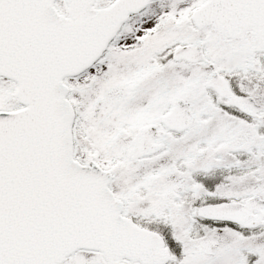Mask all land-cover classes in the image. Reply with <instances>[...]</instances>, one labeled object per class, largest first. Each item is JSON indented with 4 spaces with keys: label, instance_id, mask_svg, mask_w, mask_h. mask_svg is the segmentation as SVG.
Masks as SVG:
<instances>
[{
    "label": "flooded vegetation",
    "instance_id": "1",
    "mask_svg": "<svg viewBox=\"0 0 264 264\" xmlns=\"http://www.w3.org/2000/svg\"><path fill=\"white\" fill-rule=\"evenodd\" d=\"M115 1L94 0L85 13H96ZM165 1L154 0L141 11L131 13L107 43L101 57L63 81L68 85V99L74 111V158L82 165H98L110 173L109 186L119 199L121 214L139 228L163 238L162 249L170 255L163 264H182L184 236L199 244L202 254L201 242L209 235L222 237L218 252L224 246V226L249 233L248 236H264V226L251 232L239 225L199 215L204 207L245 202L254 195L264 200V195L256 193L243 198L226 197L223 162L214 152L222 147L238 158L246 147L242 141L264 137V85L235 79L242 74L235 62L247 54V72L251 70L254 78L264 80V38L254 30L243 29L228 36L211 26H195L192 14L205 0L195 4L192 0ZM60 2L66 4L56 0L58 10L69 15L66 5L63 11ZM166 6L167 9H158ZM238 13L240 18L260 16L259 9L251 11L246 6ZM209 31L214 33L213 53L208 47ZM166 35L169 43L163 44L161 37ZM197 43L202 44L200 53L196 54L200 56L197 61L179 55L184 47ZM73 45L79 48L78 35ZM43 63L45 67L48 62ZM212 75L223 78L228 91L244 100L239 102L222 95L216 86L210 85ZM0 81L11 85L13 95L15 81L1 76ZM12 97L16 104L0 110L27 106ZM173 101H176V121L169 123L174 126L170 128L164 124L163 117ZM189 117L192 124L186 126ZM219 119L228 121L221 130ZM199 123L203 130L196 131ZM211 128L221 132L213 147L207 138ZM253 152L257 150L254 148ZM136 201H149L155 208L139 210ZM263 211V208L254 209L251 213ZM178 229L184 235L179 236ZM122 230L127 234L126 240L136 242L125 227ZM114 254L120 258L118 264H155L147 262L152 257L150 252L125 249ZM111 256L109 249L105 254L80 250L63 264L76 258L81 264H110Z\"/></svg>",
    "mask_w": 264,
    "mask_h": 264
},
{
    "label": "water",
    "instance_id": "2",
    "mask_svg": "<svg viewBox=\"0 0 264 264\" xmlns=\"http://www.w3.org/2000/svg\"><path fill=\"white\" fill-rule=\"evenodd\" d=\"M53 1L0 0V45L9 60L8 71L0 74L16 81V95L21 102H30L26 101L30 97L37 101L34 107L37 114L30 126L24 124L25 127H15L11 132L0 128V155L3 153L2 139L8 149L11 148L9 155L6 154L9 159L0 162V264H62L82 248L96 249L104 254L109 249L111 264H118L120 258L114 251L124 249L123 244H118L125 240L121 237L125 232L120 230L124 227L137 242L141 239V244L155 245L154 259L147 262L162 264L168 259L167 251L161 247L162 239L141 231L119 216L120 208L115 203L118 201L108 190L110 178L72 159V109L64 98L66 90L61 80L73 73L74 26L86 21L87 15L82 9L85 3L93 0H66L75 13L70 18L57 15ZM150 1L119 0L93 15V20L99 19L95 21L94 31L98 45L95 49L87 46L88 54H76V65L81 68L86 59H95L99 55V44L114 35L130 12L140 11ZM234 3V0H208L193 18L200 24L212 23L232 33L238 25L234 19ZM257 25L252 22L249 27L257 30ZM45 38L51 40V46L39 53ZM36 52L38 58L48 55L47 66L44 67L43 62L26 60V55L32 59ZM191 52L195 53L187 49V54ZM32 111L27 109L5 116L0 113V120H27L29 113L33 117ZM17 162L23 163L17 166ZM260 206L264 207V200L256 196L246 204L222 203L202 208L199 213L210 219L257 226L264 212L248 213ZM107 208L113 210L109 215V229L103 227ZM93 212H97L96 215L88 214ZM137 242H129L126 249ZM220 242L219 237H205L202 240L204 253L216 254Z\"/></svg>",
    "mask_w": 264,
    "mask_h": 264
},
{
    "label": "rangeland",
    "instance_id": "3",
    "mask_svg": "<svg viewBox=\"0 0 264 264\" xmlns=\"http://www.w3.org/2000/svg\"><path fill=\"white\" fill-rule=\"evenodd\" d=\"M170 1L171 0H167L164 3ZM191 2L195 4L198 0H192ZM59 6L63 11L66 8L63 2H60ZM158 9L164 10L167 9V6ZM212 34L214 33L209 31L210 41L208 47L210 53H213L211 48H214L216 45H213L214 39ZM168 37V35L161 37L163 44L169 43L167 40ZM220 43H222L221 40ZM220 57L225 59L224 56ZM248 57L247 54H243V57L235 62L237 68L242 72V74L238 75V78L235 79H240L245 84L252 85L257 82L256 84L262 83L264 85V80L259 81L260 78H254L253 71L249 70V72H247L248 62L246 60ZM231 66L232 65H230V67ZM251 68L253 69L252 64ZM10 87V84L0 81V108L12 107L16 104V101L12 97L13 95H11ZM226 122L228 121L219 119L218 127L220 130L222 125ZM202 128L201 123H199L196 127V131H201L203 130ZM220 136L221 132L218 133L217 128L210 129L207 138L211 147H213L212 145L215 144L216 140L220 139ZM240 140L242 141V139ZM241 144L246 145V147L240 151L238 158H236L232 152L222 147L214 151L219 155V158H221V162H223L225 174L223 186L225 195L229 198H243L252 193L264 195V137L254 136L249 140L245 139ZM254 148L257 150L255 153L253 152ZM136 206L137 209L143 211L155 208V206L150 205L149 201H141L139 203L136 201ZM184 233L182 229L177 230L179 236L184 235ZM182 241L183 244H181V246L185 255L181 262L182 264H264V236L261 237L259 234L247 236L241 233V231L224 226V246L215 256L202 254L199 249V244H193L187 236L182 237ZM81 263L82 262L76 258L69 264Z\"/></svg>",
    "mask_w": 264,
    "mask_h": 264
}]
</instances>
